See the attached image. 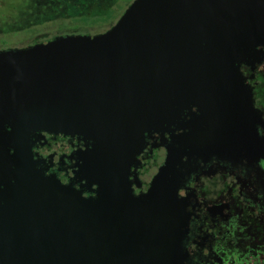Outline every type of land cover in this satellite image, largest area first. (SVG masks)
<instances>
[{"label": "water", "instance_id": "obj_1", "mask_svg": "<svg viewBox=\"0 0 264 264\" xmlns=\"http://www.w3.org/2000/svg\"><path fill=\"white\" fill-rule=\"evenodd\" d=\"M263 58L264 0H132L102 31L0 49V264H185L175 154L133 195L127 149L168 119L195 144L206 80ZM43 132L90 141L96 195L38 167Z\"/></svg>", "mask_w": 264, "mask_h": 264}, {"label": "flooded vegetation", "instance_id": "obj_2", "mask_svg": "<svg viewBox=\"0 0 264 264\" xmlns=\"http://www.w3.org/2000/svg\"><path fill=\"white\" fill-rule=\"evenodd\" d=\"M63 25L35 37L14 30L16 38H1L0 49L80 33ZM206 84L211 94L204 98L202 124L191 137L195 144H189L188 134L174 137L178 131L170 119L143 137L141 126L136 127L123 165L129 188L133 195L146 192L174 153L182 172L178 195L188 217L183 262L264 264V58L241 63L238 79L216 77ZM91 146L83 135L43 132L32 148L44 173L89 197L96 195L97 185L89 186L82 164Z\"/></svg>", "mask_w": 264, "mask_h": 264}, {"label": "rangeland", "instance_id": "obj_3", "mask_svg": "<svg viewBox=\"0 0 264 264\" xmlns=\"http://www.w3.org/2000/svg\"><path fill=\"white\" fill-rule=\"evenodd\" d=\"M127 3L128 0H0V39L13 40L18 35L14 30L35 37L59 24L72 25L83 33L113 21Z\"/></svg>", "mask_w": 264, "mask_h": 264}, {"label": "trees", "instance_id": "obj_4", "mask_svg": "<svg viewBox=\"0 0 264 264\" xmlns=\"http://www.w3.org/2000/svg\"><path fill=\"white\" fill-rule=\"evenodd\" d=\"M126 6H127V5H126ZM126 6L124 7V9L126 8ZM122 7H123V6H122ZM115 9L117 10V8H115ZM121 9H122V8H121ZM124 9H123V10H124ZM119 10H120V8H119ZM119 10H118V11H119ZM121 12H122V11H121ZM121 12L119 11V14H118V12H117V14L113 17V21H115L114 19H115L116 17H118V16L120 15ZM113 21H110V22H113ZM107 24H108V23H107ZM107 24L100 26V30H99V28H96V29H93V30L84 28V29H86V30L83 31V32L96 33V32L102 31V30L106 29L107 27H109V25H107ZM102 27H105V28H102ZM101 28H102V29H101ZM97 29H98V30H97ZM95 30H97V31H95ZM79 32H82L81 29H79Z\"/></svg>", "mask_w": 264, "mask_h": 264}]
</instances>
